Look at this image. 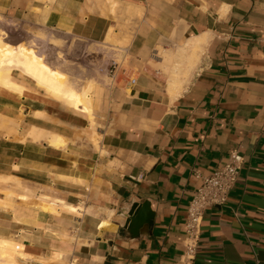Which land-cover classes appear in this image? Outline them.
Here are the masks:
<instances>
[{"label":"crops","instance_id":"crops-1","mask_svg":"<svg viewBox=\"0 0 264 264\" xmlns=\"http://www.w3.org/2000/svg\"><path fill=\"white\" fill-rule=\"evenodd\" d=\"M0 19L128 58L120 87H96L92 120L29 84L0 90V250L29 264H264V0H0ZM232 151L236 185L206 209L187 261L198 175ZM146 200L154 224L132 236Z\"/></svg>","mask_w":264,"mask_h":264},{"label":"rangeland","instance_id":"rangeland-1","mask_svg":"<svg viewBox=\"0 0 264 264\" xmlns=\"http://www.w3.org/2000/svg\"><path fill=\"white\" fill-rule=\"evenodd\" d=\"M38 34L42 35L38 37ZM0 37L9 47L16 48L19 45L35 47L34 49L39 54H43L50 66L61 70L71 79L72 85L77 90L86 88L91 81L101 86L104 91L122 85L123 67L126 66L128 58L116 48L5 19H0ZM110 72H116L117 82L112 83L113 73ZM14 77L17 82L29 84L26 85L27 89L39 93L38 96L55 99L33 82L26 81L20 72L14 71ZM108 96L103 95L101 103L106 101Z\"/></svg>","mask_w":264,"mask_h":264},{"label":"bare ground","instance_id":"bare-ground-1","mask_svg":"<svg viewBox=\"0 0 264 264\" xmlns=\"http://www.w3.org/2000/svg\"><path fill=\"white\" fill-rule=\"evenodd\" d=\"M106 39L111 42L110 36H107ZM203 42L202 39L192 40L182 48L183 50H190L189 61L192 62L195 58L194 55L201 50ZM34 48L23 45H19L16 48L9 47L0 37V90L25 95L26 88L20 85L14 77V71H17L20 72L24 79L32 81L37 87L46 91L50 97L52 96L74 109L84 112L92 120L95 116H93L94 97L96 87L99 85L91 81L87 84L86 88L77 90L72 85L71 79L64 72L50 66L42 56L43 54H39ZM55 137L57 138L56 140L54 139ZM60 139L58 136H53L51 142L59 146L62 144V140H64L63 138ZM54 204L48 205L47 207L53 209ZM64 207L76 211L72 205H64ZM6 244L11 245V242H6ZM31 259L29 255L22 251V248L16 250H0V264H29Z\"/></svg>","mask_w":264,"mask_h":264},{"label":"built area","instance_id":"built-area-1","mask_svg":"<svg viewBox=\"0 0 264 264\" xmlns=\"http://www.w3.org/2000/svg\"><path fill=\"white\" fill-rule=\"evenodd\" d=\"M134 81L131 79L130 83ZM114 82H117L116 72L112 75V83ZM243 163L244 156L238 151H232L225 164L218 166L208 175H198L200 183L196 186L187 208L184 254L187 261L195 258L206 209L227 204Z\"/></svg>","mask_w":264,"mask_h":264},{"label":"water","instance_id":"water-1","mask_svg":"<svg viewBox=\"0 0 264 264\" xmlns=\"http://www.w3.org/2000/svg\"><path fill=\"white\" fill-rule=\"evenodd\" d=\"M154 219L155 212L151 209V203L146 200L133 205L126 221V227L132 236H138L142 226H146L147 229L152 228Z\"/></svg>","mask_w":264,"mask_h":264}]
</instances>
